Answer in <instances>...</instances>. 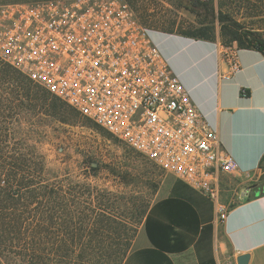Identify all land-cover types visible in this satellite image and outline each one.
Returning <instances> with one entry per match:
<instances>
[{"label":"built area","instance_id":"1","mask_svg":"<svg viewBox=\"0 0 264 264\" xmlns=\"http://www.w3.org/2000/svg\"><path fill=\"white\" fill-rule=\"evenodd\" d=\"M127 0L0 4V61L112 137L209 198L224 223L252 187L221 200L220 177L238 170L221 137L174 74ZM222 81L241 71L220 43Z\"/></svg>","mask_w":264,"mask_h":264},{"label":"crops","instance_id":"2","mask_svg":"<svg viewBox=\"0 0 264 264\" xmlns=\"http://www.w3.org/2000/svg\"><path fill=\"white\" fill-rule=\"evenodd\" d=\"M159 34L171 42V51L160 48L170 68L238 166L220 177L222 202L228 204L238 188L253 191L220 223L209 198L164 174L123 264H238L243 255L250 256L248 264H264V55L224 44L238 48L241 71L222 81L218 74L227 65L219 39Z\"/></svg>","mask_w":264,"mask_h":264},{"label":"rangeland","instance_id":"3","mask_svg":"<svg viewBox=\"0 0 264 264\" xmlns=\"http://www.w3.org/2000/svg\"><path fill=\"white\" fill-rule=\"evenodd\" d=\"M40 1L50 0H0V4ZM127 1L153 32L154 42L166 51H171V42L164 40L159 33L182 35L202 25L214 28L215 40L228 43V39L222 36L220 15L264 38V0H200L210 5L209 9L202 7L200 13H195L190 5L179 0ZM41 91L47 93L43 89ZM46 109L47 114L42 116L40 124L34 125L43 134L35 136L25 146H34L45 157L53 183L63 181L64 192H67L63 196L72 213L87 215V220L79 225L87 229V234H78L77 245L62 253L66 257L62 264H70L68 261L107 264L101 256L106 252L107 260V256L113 254L111 244H115L116 264L118 244L130 239L132 247L147 211L157 199L164 173L61 100L57 99L55 104L49 102ZM91 166L97 170L93 171ZM87 188L89 193L85 191ZM52 198L56 215L59 196L54 194ZM72 203L76 204L73 208L70 206ZM101 215L106 219L104 225L107 228L97 231L101 227ZM55 217L51 224V238L55 244L50 254L51 264H59L61 260L55 241L63 238L59 231L62 223L58 216ZM89 243H104L110 249L102 251L98 246L97 249H84Z\"/></svg>","mask_w":264,"mask_h":264},{"label":"trees","instance_id":"4","mask_svg":"<svg viewBox=\"0 0 264 264\" xmlns=\"http://www.w3.org/2000/svg\"><path fill=\"white\" fill-rule=\"evenodd\" d=\"M179 1L190 5L195 13L202 12V7L210 8L209 4L200 0ZM218 20L222 24V36L229 41L226 44L236 42L241 49L258 50L264 55V38L260 34L246 31L222 15ZM143 24L146 26L145 22ZM182 35L203 41L216 39L214 28L208 25ZM56 100L49 93H43L20 72L0 62V264L53 263L50 254L55 244L51 238V224L55 216L62 223L59 231L63 238L57 237L59 240L55 241L61 259L59 264L66 258L62 253L77 245V235L87 234V229L79 226L87 220V215L72 213V209L67 207L69 202L63 196L67 194L63 181L53 183L45 157L34 146H25L35 136L43 134L34 125L37 122L39 125L42 116L47 114V104H55ZM91 169L97 170L93 166ZM85 191L89 193L90 189ZM54 194L59 196V212L56 215L52 207ZM72 204V208L76 206ZM105 220L101 215L103 225L101 223L97 231L107 228ZM97 246L102 251L110 249L104 243H89L84 249H97ZM111 246L113 254L108 255L107 260L106 252L101 256L107 264H115V244ZM130 250V239L119 243L116 264H123Z\"/></svg>","mask_w":264,"mask_h":264},{"label":"water","instance_id":"5","mask_svg":"<svg viewBox=\"0 0 264 264\" xmlns=\"http://www.w3.org/2000/svg\"><path fill=\"white\" fill-rule=\"evenodd\" d=\"M249 259H250L249 255H243V256H240L237 259V263L238 264H248L249 263Z\"/></svg>","mask_w":264,"mask_h":264}]
</instances>
